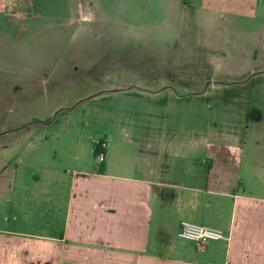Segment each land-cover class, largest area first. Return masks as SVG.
I'll use <instances>...</instances> for the list:
<instances>
[{"label":"rangeland","instance_id":"1","mask_svg":"<svg viewBox=\"0 0 264 264\" xmlns=\"http://www.w3.org/2000/svg\"><path fill=\"white\" fill-rule=\"evenodd\" d=\"M34 1L0 20V163L124 131L264 165V0Z\"/></svg>","mask_w":264,"mask_h":264},{"label":"crops","instance_id":"2","mask_svg":"<svg viewBox=\"0 0 264 264\" xmlns=\"http://www.w3.org/2000/svg\"><path fill=\"white\" fill-rule=\"evenodd\" d=\"M34 2L0 0V20L26 21ZM99 139L102 163L92 143L22 147L0 163V264H264V165L244 167L238 147H202L199 158V147L144 146L124 131ZM183 221L224 239L200 248L178 237Z\"/></svg>","mask_w":264,"mask_h":264},{"label":"built area","instance_id":"3","mask_svg":"<svg viewBox=\"0 0 264 264\" xmlns=\"http://www.w3.org/2000/svg\"><path fill=\"white\" fill-rule=\"evenodd\" d=\"M106 146V141L102 139L92 140V153H95L97 148L100 149L95 157L99 163H102L105 160ZM178 237L182 240L193 242L198 247L203 248L211 241L224 239V232L219 228L204 226L190 221H183L178 231Z\"/></svg>","mask_w":264,"mask_h":264},{"label":"trees","instance_id":"4","mask_svg":"<svg viewBox=\"0 0 264 264\" xmlns=\"http://www.w3.org/2000/svg\"><path fill=\"white\" fill-rule=\"evenodd\" d=\"M99 150H100V149L97 148V150L95 151V153H93L94 158L96 157V154L98 153Z\"/></svg>","mask_w":264,"mask_h":264}]
</instances>
